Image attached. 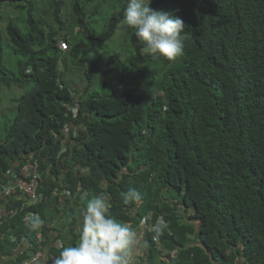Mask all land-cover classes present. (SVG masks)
<instances>
[{"label": "trees", "instance_id": "obj_1", "mask_svg": "<svg viewBox=\"0 0 264 264\" xmlns=\"http://www.w3.org/2000/svg\"><path fill=\"white\" fill-rule=\"evenodd\" d=\"M126 6L0 0V264H55L101 194L136 233L131 264H264V0H151L186 25L175 61L119 31Z\"/></svg>", "mask_w": 264, "mask_h": 264}, {"label": "clouds", "instance_id": "obj_2", "mask_svg": "<svg viewBox=\"0 0 264 264\" xmlns=\"http://www.w3.org/2000/svg\"><path fill=\"white\" fill-rule=\"evenodd\" d=\"M60 1L63 6L66 5L67 0ZM150 3L151 0H127L123 23L119 31L123 33L126 29L134 30L135 36L143 44L145 52L156 58L164 57L169 61H175L183 56L186 41L190 38L186 25L181 18L170 12L162 11L159 8H156V11L155 9L151 10ZM202 4L206 8H211L213 0H202ZM91 10L93 13L88 15L87 12V16L84 18V25L87 28L88 23L92 29L109 26L114 14L111 2L100 5L96 9L94 7L88 9V11ZM56 46L60 51H68V45L64 41H58ZM67 127L70 128V125ZM31 167L28 164L22 170L23 177L28 176V170H31ZM36 176L37 181L40 175L36 174ZM11 178L15 183L6 185L2 189L3 198L10 195L32 193L33 188L30 181L23 178ZM26 186L29 187L30 192H26ZM121 195L124 204L139 201L141 198L135 189H130ZM23 204L24 202L19 206ZM110 208L111 204L104 194L95 196L87 202L82 217L79 244L64 247L55 264H131V255L134 254L133 245L137 242L136 233L128 223L115 219L109 211ZM1 217L2 212L0 211ZM146 220L150 221V217L146 216L141 224ZM41 223L38 219L34 220L31 227L38 228ZM160 230L159 226L155 228L157 233ZM153 242H156L155 238H153ZM169 258L172 261L173 256L170 255Z\"/></svg>", "mask_w": 264, "mask_h": 264}, {"label": "rangeland", "instance_id": "obj_3", "mask_svg": "<svg viewBox=\"0 0 264 264\" xmlns=\"http://www.w3.org/2000/svg\"><path fill=\"white\" fill-rule=\"evenodd\" d=\"M38 5H40L41 6V3H38ZM81 70L83 71V70H85V71H88V66H87V68L86 67H84L83 69H79L78 68V70H75L74 71V69H70V71L68 72V73H70V74H76L75 75V77H74V81L75 82H81L82 84L81 85H83L84 84V81H83V72H81ZM77 80V81H76ZM14 91H10V92H7V91H3V92H1V103H0V108H1V105L3 104V105H5L6 107H7V100H6V98L8 97V96H10L11 95V93H13ZM5 117L8 119V117H9V112L5 115Z\"/></svg>", "mask_w": 264, "mask_h": 264}, {"label": "built area", "instance_id": "obj_4", "mask_svg": "<svg viewBox=\"0 0 264 264\" xmlns=\"http://www.w3.org/2000/svg\"><path fill=\"white\" fill-rule=\"evenodd\" d=\"M36 178H37L36 175H33V176H32V179H31V181H32L31 183H32V184H33V182H36ZM22 183H23V182H22ZM22 183H21V184H22ZM26 192H30V189H29L28 186H26Z\"/></svg>", "mask_w": 264, "mask_h": 264}]
</instances>
